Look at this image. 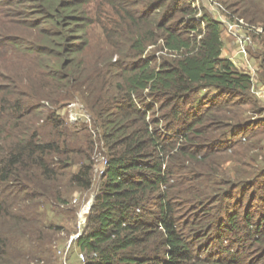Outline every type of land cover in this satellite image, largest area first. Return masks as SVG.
<instances>
[{
  "label": "trees",
  "instance_id": "obj_1",
  "mask_svg": "<svg viewBox=\"0 0 264 264\" xmlns=\"http://www.w3.org/2000/svg\"><path fill=\"white\" fill-rule=\"evenodd\" d=\"M223 3L255 75L197 0H0V264L50 263L94 189L79 264H264V0Z\"/></svg>",
  "mask_w": 264,
  "mask_h": 264
},
{
  "label": "rangeland",
  "instance_id": "obj_2",
  "mask_svg": "<svg viewBox=\"0 0 264 264\" xmlns=\"http://www.w3.org/2000/svg\"><path fill=\"white\" fill-rule=\"evenodd\" d=\"M197 2L202 5L215 19L220 20L223 24H225V27H227V47L224 50L223 55L227 57L229 56L231 59H233L242 70H246L252 73V70L257 67V63L255 61L256 59L253 58V50L258 46V40L255 36L256 34L259 35L263 33V28L251 25V23H248L244 18H236L238 21H234L233 18L229 17L230 11H226L223 0H197ZM4 20L5 18L0 12V33L1 30H7L9 28V25L7 23H3ZM235 33L238 35L239 39H235ZM247 39L248 41H245ZM245 51L247 52V54L244 53ZM237 55L241 58H236ZM239 59L240 63L238 61ZM1 62L2 56H0V63ZM256 89L257 92L256 90L254 91L255 95L264 106V85H256ZM75 101L77 100H72L69 104L60 108L62 116L66 117L68 123L70 124L73 123V120L71 118V110L69 108V105H71L72 103H78ZM72 109L79 115L83 113L82 120H87V114L84 113L81 107H73ZM75 116L76 115L74 114V118ZM99 181V179L95 180V188L97 187ZM95 190L96 189L92 190V192L89 193L77 190L70 197L71 201L75 199L77 200V203H72L73 205L78 206V215L80 214V211H82V209L88 204V202H90L93 194H95ZM60 214L61 213H59L58 211H53L52 213H50L49 218L53 221L65 224L64 217ZM79 221V216L75 219L68 218V224L73 223L75 228L74 230H71V232H66L65 234H61L59 236V239L57 240L58 242H56L55 246L53 247L55 251L51 250V255L48 257V259L50 260V263L48 264H79V258L75 252L71 253L70 255L66 253L68 244L71 241V236L78 231ZM24 246L27 247L26 244H24Z\"/></svg>",
  "mask_w": 264,
  "mask_h": 264
},
{
  "label": "built area",
  "instance_id": "obj_3",
  "mask_svg": "<svg viewBox=\"0 0 264 264\" xmlns=\"http://www.w3.org/2000/svg\"><path fill=\"white\" fill-rule=\"evenodd\" d=\"M234 36H235V39H239L238 35L236 33L234 34ZM245 41H248V39L245 40ZM244 53L247 54L246 51ZM257 70H258V68L256 67L254 70H252V73L255 75ZM253 90L254 91L256 90V92H257L255 83H254ZM75 102H78V103H72L71 105H69L70 106L69 108L71 110V118L73 120L72 122H76V121L82 120L83 113L81 115H79L77 112H74L73 109H72L73 107H81V109L84 111V113L87 114V120L85 122L90 124L91 121H92L91 115L85 110L84 105L79 100H77ZM74 114L76 116H78V117L75 116V118H74ZM82 121H84V120H82ZM91 130H92L93 133H95V131L92 128V126H91ZM101 145H102V150H101V152L97 153L96 157H95V162H96L95 165L96 166H95V169H94V171H95L94 180H97V179L100 180L101 176L103 175V173H104V171H105V169L107 167V163H108L107 157L105 155V148L103 147V144H101ZM72 202L73 203H77V200L76 199L72 200ZM89 210H90V202H88V204L82 209V211H80V214L78 215L79 218H80L78 231L71 236V241L68 244V248L70 247L71 242L74 239L78 238L79 235L83 232V229H84V227L86 225L87 214H88ZM79 255H80V258L83 261H85V255L83 253H80Z\"/></svg>",
  "mask_w": 264,
  "mask_h": 264
},
{
  "label": "water",
  "instance_id": "obj_4",
  "mask_svg": "<svg viewBox=\"0 0 264 264\" xmlns=\"http://www.w3.org/2000/svg\"><path fill=\"white\" fill-rule=\"evenodd\" d=\"M94 198H95V194H93V196H92V198H91V200H90V208H91V206H92V204H93Z\"/></svg>",
  "mask_w": 264,
  "mask_h": 264
},
{
  "label": "crops",
  "instance_id": "obj_5",
  "mask_svg": "<svg viewBox=\"0 0 264 264\" xmlns=\"http://www.w3.org/2000/svg\"><path fill=\"white\" fill-rule=\"evenodd\" d=\"M236 58H241V57L237 55ZM238 61H239V63H240V59H239Z\"/></svg>",
  "mask_w": 264,
  "mask_h": 264
}]
</instances>
